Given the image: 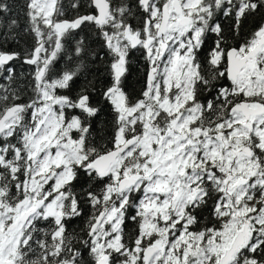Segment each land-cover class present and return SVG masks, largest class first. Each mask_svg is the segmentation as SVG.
<instances>
[{
    "label": "snow or ice",
    "instance_id": "6c2138e0",
    "mask_svg": "<svg viewBox=\"0 0 264 264\" xmlns=\"http://www.w3.org/2000/svg\"><path fill=\"white\" fill-rule=\"evenodd\" d=\"M84 4L66 18L64 0H26L33 46L0 45V264H264V20L241 37L264 0ZM86 27L108 59L81 38L57 69ZM133 52L146 65L134 101ZM86 55L105 64L99 91ZM82 201L84 235L68 229Z\"/></svg>",
    "mask_w": 264,
    "mask_h": 264
},
{
    "label": "trees",
    "instance_id": "16d2710c",
    "mask_svg": "<svg viewBox=\"0 0 264 264\" xmlns=\"http://www.w3.org/2000/svg\"><path fill=\"white\" fill-rule=\"evenodd\" d=\"M0 3H3L8 7V11L0 12V45L6 46L9 50H17L21 52H23L25 48H31L34 44V38L29 32L26 31V29L28 28L26 16L27 9L25 7L26 0H0ZM68 3L69 0H64L65 7L67 9L66 18H71L75 15V10L68 8ZM85 10L86 8L84 0H81V7L79 11L81 13H84ZM258 17H260V19L264 18V10H262L259 14L249 18V20L245 23V26L241 31V37H243L249 31L256 27L255 24L259 20ZM13 20L16 21V26L14 30L9 33L8 25ZM133 23L135 24V21H133ZM5 34H7L8 36L7 41L4 40ZM13 37H15V40H13ZM81 38L85 40V43L89 47V49L98 52L100 56L104 57L105 61L108 59L105 54V50L101 47V40L98 38V36L94 33L92 29L86 27L82 31L77 30L76 34H74V38L67 41L66 48L68 49V51L58 60V63L56 65L57 69H61L68 64V58L74 55L72 49H74L76 41ZM16 41H18V43ZM142 61V56H134V58L132 59V73L128 77V80L126 82V90L128 91L133 101L140 96V92L144 86V66ZM81 63L86 65L83 71L86 73L87 78H95L96 87L99 91L100 87L106 80L104 62H102L99 58L94 59L92 55H86ZM15 69L18 79L16 80L15 84H13V87L20 89L22 93L21 102L27 101L32 95L30 89L28 88L31 77L27 75L31 71V69L29 66L24 65L22 61L15 63ZM82 82L83 77H81L80 80H77L75 87L78 88ZM97 99H99V97L94 95V102ZM101 104L103 106L102 101ZM112 117L113 114L111 112L110 106L105 107L101 114L98 115L93 121L94 128L96 129V131L93 132L94 137H104L106 133L105 131H103V129H105L106 125L108 132L110 133ZM101 188L102 185H98L96 191L99 192ZM81 207L84 211L83 217L77 218L73 222L69 223L68 229L69 232H75L79 233L80 235H84V233L81 232V229L84 228L85 222L87 218L91 215L92 210L90 206L87 203H84L83 201L81 202Z\"/></svg>",
    "mask_w": 264,
    "mask_h": 264
},
{
    "label": "flooded vegetation",
    "instance_id": "af4514ba",
    "mask_svg": "<svg viewBox=\"0 0 264 264\" xmlns=\"http://www.w3.org/2000/svg\"><path fill=\"white\" fill-rule=\"evenodd\" d=\"M258 19H259V20H258ZM258 19H257L258 22H256L255 26H257L259 23H261L262 20H264V18H263V19H260V17H258ZM135 55H139V56L141 57V56H142V53L133 52V54H132V59L134 58ZM142 60H143V58H142ZM142 63H143V66H144V68H145L146 65H145L144 61H142ZM144 79H145V77H144Z\"/></svg>",
    "mask_w": 264,
    "mask_h": 264
}]
</instances>
